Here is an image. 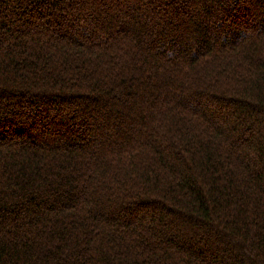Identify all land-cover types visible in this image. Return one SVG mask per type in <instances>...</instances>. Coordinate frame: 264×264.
Here are the masks:
<instances>
[{
	"label": "trees",
	"instance_id": "16d2710c",
	"mask_svg": "<svg viewBox=\"0 0 264 264\" xmlns=\"http://www.w3.org/2000/svg\"><path fill=\"white\" fill-rule=\"evenodd\" d=\"M0 264H264V0H0Z\"/></svg>",
	"mask_w": 264,
	"mask_h": 264
}]
</instances>
